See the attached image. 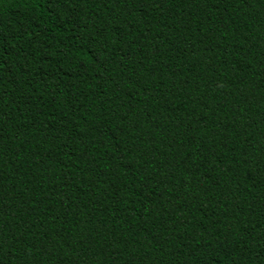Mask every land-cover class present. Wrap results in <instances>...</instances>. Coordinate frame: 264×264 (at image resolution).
Instances as JSON below:
<instances>
[{"label":"trees","instance_id":"trees-1","mask_svg":"<svg viewBox=\"0 0 264 264\" xmlns=\"http://www.w3.org/2000/svg\"><path fill=\"white\" fill-rule=\"evenodd\" d=\"M0 264H264V0H0Z\"/></svg>","mask_w":264,"mask_h":264}]
</instances>
